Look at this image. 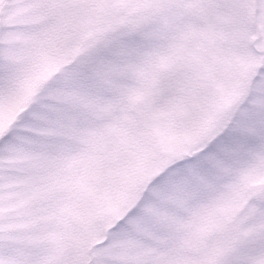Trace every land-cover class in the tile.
I'll use <instances>...</instances> for the list:
<instances>
[{
	"label": "snow or ice",
	"instance_id": "6c2138e0",
	"mask_svg": "<svg viewBox=\"0 0 264 264\" xmlns=\"http://www.w3.org/2000/svg\"><path fill=\"white\" fill-rule=\"evenodd\" d=\"M0 264H264V0H0Z\"/></svg>",
	"mask_w": 264,
	"mask_h": 264
}]
</instances>
